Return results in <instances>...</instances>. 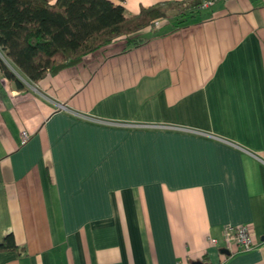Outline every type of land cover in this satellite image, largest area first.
Segmentation results:
<instances>
[{
  "label": "crops",
  "instance_id": "1",
  "mask_svg": "<svg viewBox=\"0 0 264 264\" xmlns=\"http://www.w3.org/2000/svg\"><path fill=\"white\" fill-rule=\"evenodd\" d=\"M166 14L34 82L0 50V264H264V0Z\"/></svg>",
  "mask_w": 264,
  "mask_h": 264
},
{
  "label": "trees",
  "instance_id": "2",
  "mask_svg": "<svg viewBox=\"0 0 264 264\" xmlns=\"http://www.w3.org/2000/svg\"><path fill=\"white\" fill-rule=\"evenodd\" d=\"M201 1L161 2L126 16L123 7L110 0H0V50L20 76L34 82L46 72L76 63L113 39L147 26L155 18L165 19L171 8L179 14L180 23ZM0 70L16 88H23L1 61ZM13 248L10 234L0 240V250Z\"/></svg>",
  "mask_w": 264,
  "mask_h": 264
},
{
  "label": "built area",
  "instance_id": "3",
  "mask_svg": "<svg viewBox=\"0 0 264 264\" xmlns=\"http://www.w3.org/2000/svg\"><path fill=\"white\" fill-rule=\"evenodd\" d=\"M208 4V0H202L197 8L205 7ZM165 19L159 17L153 19L148 27H157L163 23ZM28 138V133L24 130L20 131V142L23 143ZM210 243L217 244V240L214 238L209 239ZM223 248H225L229 253L237 251H246L253 247V240L251 237V232L247 225H230L224 224L221 226V240Z\"/></svg>",
  "mask_w": 264,
  "mask_h": 264
},
{
  "label": "water",
  "instance_id": "4",
  "mask_svg": "<svg viewBox=\"0 0 264 264\" xmlns=\"http://www.w3.org/2000/svg\"><path fill=\"white\" fill-rule=\"evenodd\" d=\"M221 251H223L225 254H227L226 249L223 248ZM191 264H203V263L200 261H192Z\"/></svg>",
  "mask_w": 264,
  "mask_h": 264
}]
</instances>
